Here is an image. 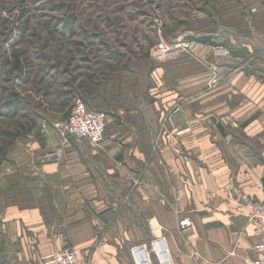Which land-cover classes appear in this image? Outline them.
<instances>
[{
  "label": "crops",
  "instance_id": "1",
  "mask_svg": "<svg viewBox=\"0 0 264 264\" xmlns=\"http://www.w3.org/2000/svg\"><path fill=\"white\" fill-rule=\"evenodd\" d=\"M250 3L254 40L224 30L207 36L213 44L196 61L174 64L179 77L157 67L152 85L108 115L98 145L45 132L47 150L62 149L43 162L51 205L38 196L8 208L0 264H42L63 248L92 264H134L130 247L148 243L157 225L176 264L258 258L261 239L241 200L264 202V0Z\"/></svg>",
  "mask_w": 264,
  "mask_h": 264
},
{
  "label": "rangeland",
  "instance_id": "2",
  "mask_svg": "<svg viewBox=\"0 0 264 264\" xmlns=\"http://www.w3.org/2000/svg\"><path fill=\"white\" fill-rule=\"evenodd\" d=\"M250 8V0H0V238L12 205L38 196L51 205L45 132L73 142L62 127L75 99L107 115L123 109L157 79V67L174 78V64L196 61L187 51L153 59L161 39L192 42L224 30L251 38Z\"/></svg>",
  "mask_w": 264,
  "mask_h": 264
},
{
  "label": "built area",
  "instance_id": "3",
  "mask_svg": "<svg viewBox=\"0 0 264 264\" xmlns=\"http://www.w3.org/2000/svg\"><path fill=\"white\" fill-rule=\"evenodd\" d=\"M201 46L199 42H185L182 38L173 43L161 39L160 43L152 48L151 57L160 59L166 54L175 55L181 53V51H187L194 55ZM217 81L214 80L213 84H216ZM107 123V114L89 109L82 99L77 98L73 102L68 121L62 129L73 141L98 145L106 136ZM46 157L51 160H58L62 158V149L49 151ZM241 200L247 210L249 224L253 227L255 235L261 239L255 247L258 258L246 264H264V202L255 201L247 195H243ZM191 226L192 222L189 218H185L180 222L182 229H189ZM156 229L158 234L148 243L136 245L132 248L134 264H176L163 227L157 225ZM41 262L42 264H92L90 259L80 257L71 248H63L42 256Z\"/></svg>",
  "mask_w": 264,
  "mask_h": 264
},
{
  "label": "trees",
  "instance_id": "4",
  "mask_svg": "<svg viewBox=\"0 0 264 264\" xmlns=\"http://www.w3.org/2000/svg\"><path fill=\"white\" fill-rule=\"evenodd\" d=\"M196 41L199 43H202V44H213L211 41V38L202 37V36L200 38H198ZM16 67L19 68V65L17 64ZM8 103L10 104L9 106L11 108L14 107V108H16V110H18V111L20 110L19 100L12 93L8 95ZM7 112H12V111H10V109H9V110H7Z\"/></svg>",
  "mask_w": 264,
  "mask_h": 264
}]
</instances>
